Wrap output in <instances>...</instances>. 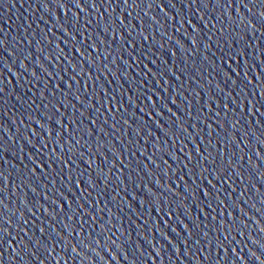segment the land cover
<instances>
[{
    "label": "water",
    "instance_id": "obj_1",
    "mask_svg": "<svg viewBox=\"0 0 264 264\" xmlns=\"http://www.w3.org/2000/svg\"><path fill=\"white\" fill-rule=\"evenodd\" d=\"M0 264H264V0H0Z\"/></svg>",
    "mask_w": 264,
    "mask_h": 264
}]
</instances>
